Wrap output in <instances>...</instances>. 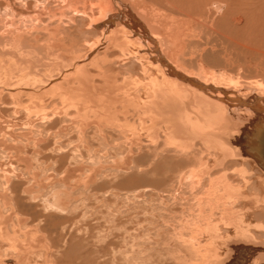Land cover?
<instances>
[{
	"label": "bare ground",
	"instance_id": "1",
	"mask_svg": "<svg viewBox=\"0 0 264 264\" xmlns=\"http://www.w3.org/2000/svg\"><path fill=\"white\" fill-rule=\"evenodd\" d=\"M210 1L0 0V185L21 177L12 160L28 174L10 195L0 190V264L37 254L33 264L66 263L53 252L78 246L67 225L52 230L56 239L45 225H22L39 223L43 211L66 215L107 171L134 169L146 173L132 180L138 188L111 194L128 202L113 231L139 246L133 259L154 248L158 264H264V81L242 80L224 69L223 50H206L213 16L228 13ZM229 16L241 23L240 13ZM52 120L60 124L53 132ZM45 132L62 153L56 159L72 147L80 165L65 163L59 175L32 169L25 150L42 154ZM146 158L149 173L136 160ZM93 238H76L88 242L84 253L103 252Z\"/></svg>",
	"mask_w": 264,
	"mask_h": 264
},
{
	"label": "rangeland",
	"instance_id": "2",
	"mask_svg": "<svg viewBox=\"0 0 264 264\" xmlns=\"http://www.w3.org/2000/svg\"><path fill=\"white\" fill-rule=\"evenodd\" d=\"M210 3H215V4H219L220 6H222V12L225 11V9L227 8L226 11L228 13L227 15L225 13L223 14L220 13L221 15L219 14L217 16H213L217 20L214 19L216 20L213 22V26H212L214 29L212 28V31H210L211 29H209V32L211 34L213 33L214 34L212 35V38L209 39L210 44L206 46V50L211 48L212 51H214V53H216L217 51L218 53V54L216 53L217 55H220L221 51L223 50L222 52L224 53L218 56V58L220 57L219 59L221 61L222 60L225 61L223 62L224 63L223 66H225L224 69L234 70V71L236 70V72H238L240 75L242 74L243 77L245 76L244 77L245 79H242V80L255 79L257 77L256 79H263L264 81V0H211ZM207 9L210 11L209 8H202L201 10L203 12L204 10H207ZM229 13L230 14L240 13L242 15L241 23L239 25L233 24L231 20H229L230 19ZM229 39L231 40L232 44L234 42L233 45L232 44L230 45L231 42H229L230 41ZM224 42H225V46H224ZM218 43H220L221 45ZM226 44L230 45V47L228 45L229 47L228 49H227ZM247 76L249 78H247ZM10 109L3 110L4 114L2 113V115H4L5 117L9 116V112H11ZM5 111H8V112H5ZM22 118H23V115L19 118L18 122L22 120ZM46 122H45L46 128L49 129V127H52L51 128L53 129L51 130L52 132L56 131V129H58V126L60 125V124L58 125L57 120L56 121L55 120L46 121ZM50 122L51 123L53 122V123L51 124ZM47 133H51V132H47ZM44 134L45 136L47 135L46 132ZM92 134L93 132H90V135ZM47 137L48 135L44 138L46 141L40 144L39 146L41 150L42 149L45 150L43 151L42 154H35V153L33 154V150L31 147L30 148L27 147V149L25 150L26 153L30 156V161L32 163V169L39 170L40 171L38 172L39 175L41 174L46 175L48 174L47 172H49V170L51 172L54 171L53 172L54 175L56 174L59 175L65 170V169L62 170L63 167L65 166L64 165L65 163L67 164L68 167L71 166L70 168H72L73 165L74 167H77V165H80L81 159H74L75 157H73L72 155L73 151H71L72 147H68V149L65 151L67 159H56L55 157L60 158V156L62 155H59V154H62V153L61 152L58 153L57 151H54L55 144L53 142V139H51V136L49 138ZM62 142H64L65 144V142L67 141L63 140ZM92 143H93V146H98L95 140L92 141ZM68 150H70V152ZM82 154L84 157H87L85 152ZM82 160L85 161L86 164L88 163V161H90V159H82ZM136 160H138V164L140 166L142 165L146 166V168H144L145 167L144 166L143 169L146 170L147 173L150 172L152 168H148L147 166L150 163L149 161H151V159L149 160L146 158V159H136ZM20 161H18V159L12 160L11 164L15 168V171H18L17 174L18 175L21 174L20 175L21 177L20 178L18 177L19 178L18 179L17 177H15L16 176L15 175L14 176L15 178L12 177V180L10 181L11 185L9 184L7 187L5 186V188L4 186L0 185V190H3L4 188L5 190L8 191V194H9L11 191L9 189H11L12 184L16 185L17 188H20L23 185H27L26 176L28 174L26 172V167H25V164ZM108 161L111 162L112 160L100 159L98 162L101 165V164H104V162H108ZM157 161H155V163L152 164V167L155 166L156 173L160 174L163 172L164 170L163 165L165 164L162 165L163 161L162 162L159 160ZM181 165L182 164H180V166ZM67 166L66 168H68ZM42 169L44 170L43 172H41ZM171 170H173V168H170V171ZM148 176H150V174H148ZM136 177H146V173H141L134 169V171H132L131 173H127V174L119 173L118 175L117 174L115 175L114 172L109 170L105 173L104 177L100 178L99 180L94 182L93 185L88 187L87 191L83 193V195H81L80 197H77L78 201L74 203L75 205L73 204L74 206L72 205L71 209L70 208L68 209L69 210L68 214L57 215L54 212L52 213L50 212L48 214L43 211L42 213H44L45 215H42L40 219L41 221L39 220V223L37 221H27L22 225V228H27V227L42 228L45 225L46 229L49 230L48 237L53 236L55 238L52 237V239H56V238H59L60 236H58V234H56L55 232L53 233L52 230L58 229L57 232H59V230L62 229L61 227H64L67 225L68 227L66 230L67 231L70 230V234H71L70 237L75 238L73 240L75 243H78V246L77 244L76 245L73 244L69 248V251L65 252L63 251V248L60 245H56L55 251L53 252V258L56 256L58 260L61 259L62 262H66L64 264H71L73 262H74L73 264H158L159 260L162 261L161 257H163L158 252V249L153 248L149 251V253H146L145 256L147 258H142L143 257L142 256L138 259H133V256H134L133 254L137 252V249L139 246L131 248L130 242L129 241L127 242V238H123L121 240L120 238L118 239L114 237L116 235L115 234L116 232H114L115 231L114 224L118 222L117 220L123 219L122 216H118V214H116V209L122 208L124 210L123 207H126L128 202L124 200V198L123 199L117 198V197L115 198L111 194L115 193L118 196L121 194L132 192L135 188H138L139 185L135 186L134 185L135 182L132 181ZM146 188H147V185L145 186L144 191L149 193L148 196H152V198L155 199L156 195L153 192V190H146ZM11 196L13 197V195ZM20 197L23 198L24 203L27 204L28 202V203L33 204V202L31 201L32 199H30L31 197H29L28 195L22 194L21 192ZM38 200H36L35 203H37ZM12 202L14 204L17 203L14 197H13ZM38 205L40 206V207L38 206V209L41 210V205L39 203ZM166 207L173 210V212L176 211L174 204L172 203L166 204ZM38 209L36 211H39ZM126 218L127 216L125 217V219ZM151 220L153 222H157V219H151ZM51 223H54V224L52 225ZM72 231L73 232L75 231L76 233L74 232L73 234ZM91 235H93L94 237L93 242H95L96 245H100L101 247L103 246L102 253L93 250L94 252L90 254L91 252L84 253L85 249L81 250V248H84V246L87 245L88 242L86 241L84 242V240L82 241L76 238L79 236V238L83 239V238H88ZM167 242L169 243V241ZM168 248L169 246L167 247V250ZM179 248L183 249V246H180ZM62 251L66 254L64 253L61 254ZM95 252L96 254L100 256L98 255L95 256L96 255ZM172 252H169V253H172L173 255H175L177 253V250L174 251V249H172ZM35 254H37V252ZM47 255L44 254L42 256V259L49 258ZM166 256H168L167 258L170 259L169 254H166L164 258ZM33 257L26 264H33L41 260L40 259L41 257L39 254ZM83 260L86 263H83ZM16 263L20 264L18 262ZM169 263H172V262H169ZM22 264H24V262H22Z\"/></svg>",
	"mask_w": 264,
	"mask_h": 264
}]
</instances>
